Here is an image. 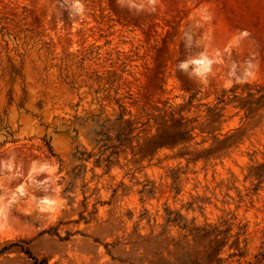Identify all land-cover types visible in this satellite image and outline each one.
<instances>
[{
    "label": "rangeland",
    "instance_id": "1",
    "mask_svg": "<svg viewBox=\"0 0 264 264\" xmlns=\"http://www.w3.org/2000/svg\"><path fill=\"white\" fill-rule=\"evenodd\" d=\"M195 261L264 264V0H0V264Z\"/></svg>",
    "mask_w": 264,
    "mask_h": 264
},
{
    "label": "trees",
    "instance_id": "2",
    "mask_svg": "<svg viewBox=\"0 0 264 264\" xmlns=\"http://www.w3.org/2000/svg\"><path fill=\"white\" fill-rule=\"evenodd\" d=\"M221 250L220 249H214L213 253H212V257L216 258L219 254H220ZM220 260L217 259V262H219ZM191 264H201L199 262H193ZM210 264V263H207Z\"/></svg>",
    "mask_w": 264,
    "mask_h": 264
}]
</instances>
